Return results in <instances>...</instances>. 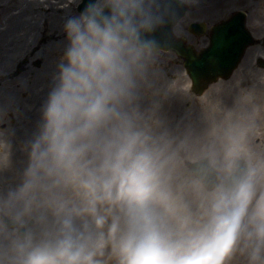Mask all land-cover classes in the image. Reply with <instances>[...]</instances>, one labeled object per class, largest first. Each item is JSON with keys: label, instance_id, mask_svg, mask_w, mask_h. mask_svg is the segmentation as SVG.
Returning <instances> with one entry per match:
<instances>
[{"label": "clouds", "instance_id": "clouds-1", "mask_svg": "<svg viewBox=\"0 0 264 264\" xmlns=\"http://www.w3.org/2000/svg\"><path fill=\"white\" fill-rule=\"evenodd\" d=\"M26 142L27 161L0 188V264H223L243 240L264 264V195L240 151L212 155L218 182L206 218L164 214L168 156L128 109L155 49V0H77Z\"/></svg>", "mask_w": 264, "mask_h": 264}, {"label": "rangeland", "instance_id": "rangeland-1", "mask_svg": "<svg viewBox=\"0 0 264 264\" xmlns=\"http://www.w3.org/2000/svg\"><path fill=\"white\" fill-rule=\"evenodd\" d=\"M36 1L43 2L41 8L30 0H0V26L8 21L13 28L0 31V84L6 80L0 85V188L26 164L28 133L35 128L64 45L52 41L43 19L56 25L78 11L77 0ZM186 1L190 10L175 31L187 35L197 47L207 38L190 34L189 22L204 20L210 26L236 9L247 11L254 34L260 38L263 32L264 0ZM18 9L20 13L13 14ZM257 55L264 56L262 41L248 47L230 78L213 82L201 95L192 91L182 58L171 50L153 52L137 78L127 107L166 149L164 214L174 227H182L185 221L198 224L207 214L210 190L188 169V160L212 155L219 159L229 147L235 148L256 170L253 203L264 195V70L256 62ZM107 264L114 262L109 259ZM223 264H249L243 240Z\"/></svg>", "mask_w": 264, "mask_h": 264}, {"label": "water", "instance_id": "water-1", "mask_svg": "<svg viewBox=\"0 0 264 264\" xmlns=\"http://www.w3.org/2000/svg\"><path fill=\"white\" fill-rule=\"evenodd\" d=\"M171 2L173 3L172 5H170L167 0H155L154 7L156 14L160 17V23L156 25L155 30L149 33V35L155 40V47L173 46L180 54L187 57L190 61L189 66L191 72L196 81L195 85L200 91L203 87L200 85L202 78L210 81V79L219 72L225 76L229 75L231 69L236 65L245 43H247V41H252V39L250 37V39L247 40V38L244 37L240 40L242 34L234 32L239 21L243 20L241 15L237 14L229 21L215 26L213 28L215 30L212 36L213 41L210 47L196 54L190 46H185L183 40L175 38L169 30L173 25L172 21L176 19V16L174 17V8L172 7L173 5L177 9L180 7V4L177 3L176 0H171ZM220 25H222L224 35H220L218 32V29L221 27ZM163 34L165 37L160 38V35ZM236 52L237 54L235 55ZM217 65L224 67L223 70H218V72ZM243 164L244 163L239 164V171H244L246 166H243ZM200 167L204 172L210 173V171L205 169L204 165H200Z\"/></svg>", "mask_w": 264, "mask_h": 264}, {"label": "bare ground", "instance_id": "bare-ground-1", "mask_svg": "<svg viewBox=\"0 0 264 264\" xmlns=\"http://www.w3.org/2000/svg\"><path fill=\"white\" fill-rule=\"evenodd\" d=\"M33 4H34V6L36 7V4L40 7V5L41 4H43V2H41V1H36L35 2V0H30ZM28 2V1H27ZM48 6H45V8H47ZM41 8V7H40ZM37 9V8H36ZM40 10V9H39ZM48 9H46L45 11H47ZM15 13L16 14H18V13H20V9H18V10H16L15 11ZM45 13H47V12H45ZM67 15H69V14H67ZM66 15V16H67ZM65 16V17H66ZM65 19V18H64ZM43 23L45 24V27H48V34H49V37H51V38H54L52 41H54V40H59V41H61V42H63L64 41V34H63V31H62V24H63V22H61V23H58V24H53V23H48V18L47 17H44V19H43ZM4 26H5V28L4 27H2V26H0V31L1 32H5V31H7V30H10V31H12V27H9V23H8V21H5L4 22ZM20 35V34H19ZM2 83H6V80H5V82H2ZM1 83V84H2ZM0 84V85H1ZM14 86H16V82H14ZM33 128L30 130V132L28 133V139H29V137L32 135V132H33Z\"/></svg>", "mask_w": 264, "mask_h": 264}]
</instances>
